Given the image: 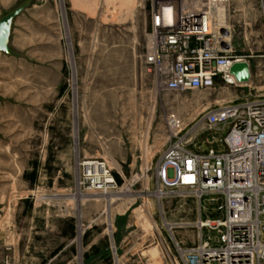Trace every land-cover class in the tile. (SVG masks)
<instances>
[{"label":"rangeland","instance_id":"1","mask_svg":"<svg viewBox=\"0 0 264 264\" xmlns=\"http://www.w3.org/2000/svg\"><path fill=\"white\" fill-rule=\"evenodd\" d=\"M24 1L0 0V17ZM160 2L225 9L250 79L230 74L210 90L163 91L142 62ZM10 45L17 55L0 52V248L13 243L19 199H64L70 235L58 263L114 264L115 244L120 264H178L173 234L194 242L198 231L166 222L197 220L201 201L159 193L166 118L175 115L187 147L204 152L221 135L207 126L208 109L264 93V0H32L14 20ZM46 152L68 155L66 188L31 168ZM94 158L107 162L115 188L81 183V163Z\"/></svg>","mask_w":264,"mask_h":264},{"label":"built area","instance_id":"2","mask_svg":"<svg viewBox=\"0 0 264 264\" xmlns=\"http://www.w3.org/2000/svg\"><path fill=\"white\" fill-rule=\"evenodd\" d=\"M206 7L179 2L153 7V42L142 62L163 91L210 90L218 79L231 74L235 62L246 61L250 67L248 60L235 54L227 19L220 21ZM168 8L173 11L171 23L164 16ZM203 118L210 129L221 131L214 140L217 145L204 152L187 147L179 119L170 115L166 118L169 146L155 169L160 194L194 196L201 201L200 212H209L206 216L200 213L193 222H166L170 230L176 226L198 231L194 242L179 241L172 232L180 257L177 262L264 264V93L211 107ZM81 164V183L100 190L116 187L104 159H87ZM145 170L148 174L151 168ZM203 199L207 204H202ZM111 249L114 264H120L116 245ZM4 263L12 264L9 254Z\"/></svg>","mask_w":264,"mask_h":264},{"label":"crops","instance_id":"3","mask_svg":"<svg viewBox=\"0 0 264 264\" xmlns=\"http://www.w3.org/2000/svg\"><path fill=\"white\" fill-rule=\"evenodd\" d=\"M31 163L36 171L44 170L49 185L64 187V174H69V157L43 153ZM47 174V177H48ZM38 181V178H37ZM57 181V182H56ZM68 185V181L65 183ZM13 220V243L10 249L0 248V264L5 254L12 264H60L69 245V207L62 200L19 199ZM19 224V225H18Z\"/></svg>","mask_w":264,"mask_h":264},{"label":"water","instance_id":"4","mask_svg":"<svg viewBox=\"0 0 264 264\" xmlns=\"http://www.w3.org/2000/svg\"><path fill=\"white\" fill-rule=\"evenodd\" d=\"M31 1L32 0H25L21 5L0 17V52H5L11 55L18 54L10 45L14 20L28 7ZM230 73L240 82H247L251 76L249 64L246 61L235 62L230 68Z\"/></svg>","mask_w":264,"mask_h":264},{"label":"bare ground","instance_id":"5","mask_svg":"<svg viewBox=\"0 0 264 264\" xmlns=\"http://www.w3.org/2000/svg\"><path fill=\"white\" fill-rule=\"evenodd\" d=\"M207 2H208V0H207ZM209 4V3H208ZM204 8L206 7V6H203ZM206 8H208V7H206ZM211 10V9H210ZM211 12L213 13V11L211 10ZM164 16H165V19H166V21L168 22V23H171L172 21H173V19H172V16H173V11H172V9H170V8H168V9H165L164 10ZM216 16L218 17V19L220 20V21H225L226 20V16H227V14H226V10L225 9H218L217 11H216Z\"/></svg>","mask_w":264,"mask_h":264}]
</instances>
